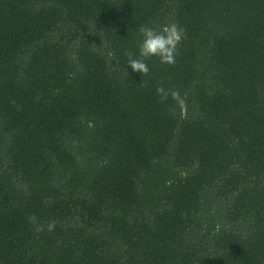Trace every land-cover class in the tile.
<instances>
[{
  "label": "trees",
  "instance_id": "16d2710c",
  "mask_svg": "<svg viewBox=\"0 0 264 264\" xmlns=\"http://www.w3.org/2000/svg\"><path fill=\"white\" fill-rule=\"evenodd\" d=\"M0 264H264V0H0Z\"/></svg>",
  "mask_w": 264,
  "mask_h": 264
},
{
  "label": "clouds",
  "instance_id": "9594fccd",
  "mask_svg": "<svg viewBox=\"0 0 264 264\" xmlns=\"http://www.w3.org/2000/svg\"><path fill=\"white\" fill-rule=\"evenodd\" d=\"M139 42L138 55L133 57L132 53L128 52L129 57L127 65L131 71L138 74L147 75L150 71L147 60L151 57H157L162 64H174L177 54V48L184 36L183 29L178 27L175 23H169L166 27L157 31L151 26L141 25L138 28ZM157 93L160 94V99H167L169 95L176 100L178 104L183 106L184 99L180 93L175 90H165L164 88H157ZM32 222H35V216L29 217ZM54 225L49 224V229Z\"/></svg>",
  "mask_w": 264,
  "mask_h": 264
}]
</instances>
